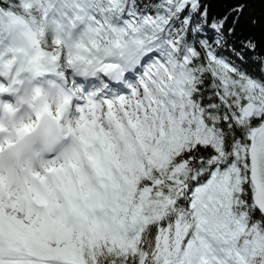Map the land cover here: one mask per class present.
Here are the masks:
<instances>
[{
    "label": "snow or ice",
    "instance_id": "6c2138e0",
    "mask_svg": "<svg viewBox=\"0 0 264 264\" xmlns=\"http://www.w3.org/2000/svg\"><path fill=\"white\" fill-rule=\"evenodd\" d=\"M215 2L22 4L21 62L80 101L81 193L55 222L0 214V264H264V27Z\"/></svg>",
    "mask_w": 264,
    "mask_h": 264
},
{
    "label": "clouds",
    "instance_id": "9594fccd",
    "mask_svg": "<svg viewBox=\"0 0 264 264\" xmlns=\"http://www.w3.org/2000/svg\"><path fill=\"white\" fill-rule=\"evenodd\" d=\"M23 103L31 115L20 116L12 102L0 108V214L27 221L31 208V221L55 222L81 193L79 116L65 119L63 97L35 88Z\"/></svg>",
    "mask_w": 264,
    "mask_h": 264
},
{
    "label": "trees",
    "instance_id": "16d2710c",
    "mask_svg": "<svg viewBox=\"0 0 264 264\" xmlns=\"http://www.w3.org/2000/svg\"><path fill=\"white\" fill-rule=\"evenodd\" d=\"M26 2L27 0H0V18L6 19L9 16H18L26 20L39 19L40 9L33 8L30 12L24 11L22 4ZM232 3H234V0H216L213 8L214 14L225 12ZM252 20L258 21L255 27L251 24ZM261 27H264V5L260 4L258 0H254L241 17V27L237 31L239 33L242 28L244 36L255 35L257 39H260L262 36Z\"/></svg>",
    "mask_w": 264,
    "mask_h": 264
},
{
    "label": "bare ground",
    "instance_id": "6f19581e",
    "mask_svg": "<svg viewBox=\"0 0 264 264\" xmlns=\"http://www.w3.org/2000/svg\"><path fill=\"white\" fill-rule=\"evenodd\" d=\"M0 20H2L1 21V23H2L3 21H5V18L4 19H1L0 18ZM13 28H14L15 32L16 31H22L18 23L17 24H14V27ZM0 29H3L6 32H10L11 33V29L9 28L8 23H5V25L1 24L0 25ZM8 36L12 40L10 42V45H12V49L13 50L17 49V44L14 42L15 41V36L14 35H8ZM12 37H13V39H12ZM0 72H4V71L1 69ZM5 72L6 73H10L12 78H13V76L18 75L19 76V80L22 79L18 83H15L14 82L17 85V87H18V89L16 90V92H17V94H16L17 95V99H16L17 102L16 103H19L17 105V107L18 106L21 107L20 108V112H19V115L20 116H25V115H30L31 114L28 111L27 107L24 106L23 101H24V98L34 88L35 89H39L40 88V85H38L40 83L38 81H36V80H39L41 83H43L41 80H44L45 79V78H42L44 75L48 77V78H46V81H49L51 78L57 76L55 73H52V72H48V73H45V74H42V75L33 74L30 71H26L24 64L22 62H17V60H15V63L11 67H9L8 70H6ZM31 76H33V79L31 78ZM53 80L54 79H52L51 81H49V83H50V85H53L54 88H52L51 91L48 94H51V97H58L59 94L57 95V91H58L57 88L59 87V89L62 91L63 86L62 85H59V84L56 85V83L52 82ZM65 100L67 101V103L69 102L68 98H66ZM76 116H78V115H76ZM64 118H66V115H64Z\"/></svg>",
    "mask_w": 264,
    "mask_h": 264
},
{
    "label": "rangeland",
    "instance_id": "374dc122",
    "mask_svg": "<svg viewBox=\"0 0 264 264\" xmlns=\"http://www.w3.org/2000/svg\"><path fill=\"white\" fill-rule=\"evenodd\" d=\"M6 19H7V20H6V21H3L2 23H1L2 20H0V25H1V24L5 25V23H8L9 21H10V22H13V23L15 24V23H17V22L20 20V19L17 20L15 16H9V17H7ZM24 45H25V41H24V43H23V47H24Z\"/></svg>",
    "mask_w": 264,
    "mask_h": 264
}]
</instances>
